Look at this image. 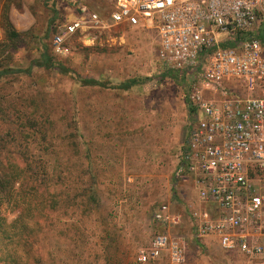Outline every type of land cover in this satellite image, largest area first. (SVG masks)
<instances>
[{"label":"rangeland","instance_id":"rangeland-1","mask_svg":"<svg viewBox=\"0 0 264 264\" xmlns=\"http://www.w3.org/2000/svg\"><path fill=\"white\" fill-rule=\"evenodd\" d=\"M80 4L102 16L109 9L104 0H0V20L9 5L15 27L32 29L29 41L4 50L9 65L28 66L47 43L57 62L70 69L62 74L57 68H35L30 76L1 79L0 136L7 132L19 139L24 132L27 142L11 149L27 147L35 158L45 156L53 181L59 183L55 190L65 196L73 186L82 192L91 173L97 190L93 209L79 195L78 205L69 208L63 202L60 211L49 214V229L39 250L45 260L32 261L141 264L140 251L157 233L169 232L184 236L190 264H249L242 254L225 252L210 237L201 242L192 237L191 206L199 205V196L192 177L179 170L194 117L189 101L197 80L194 74L173 72L161 62L160 36L150 22L78 34L67 40L70 52H56L52 24L65 22ZM3 39L0 27V42ZM88 78L106 86L80 81ZM134 78L138 83L130 89L117 88ZM234 85L233 94H246ZM73 135L78 151L70 145ZM164 204L182 216L180 226L156 218ZM148 264L169 262L163 256Z\"/></svg>","mask_w":264,"mask_h":264},{"label":"built area","instance_id":"built-area-1","mask_svg":"<svg viewBox=\"0 0 264 264\" xmlns=\"http://www.w3.org/2000/svg\"><path fill=\"white\" fill-rule=\"evenodd\" d=\"M104 2L106 15L80 4L65 22H56L55 51L66 54L68 39L102 28L150 22L157 29L161 62L197 79L189 93L194 117L179 170L192 177L199 196V205L191 206L192 237L200 242L210 237L225 252L264 264V42L259 37L264 0ZM233 84L246 94H233ZM156 218L173 227L183 222L166 204ZM163 256L169 264H190L184 236L157 233L138 261L148 264Z\"/></svg>","mask_w":264,"mask_h":264},{"label":"trees","instance_id":"trees-1","mask_svg":"<svg viewBox=\"0 0 264 264\" xmlns=\"http://www.w3.org/2000/svg\"><path fill=\"white\" fill-rule=\"evenodd\" d=\"M55 23L52 24L51 33ZM0 27L4 31V39L0 42V48H3L0 52V80L16 74L30 76L35 68H57L62 74L69 73L68 67L57 62L47 43H42L39 57L33 59L28 66L9 65V55H3L4 50L18 49L21 44L29 41L32 29L19 31L15 27L10 17L9 5L1 12ZM259 37L264 42V32ZM80 81L85 85L106 86V83L96 78ZM137 83L135 78L127 79L118 84L117 88L128 90ZM22 133L19 139L8 136L7 132L0 136V264H36L32 260H45L44 254L39 250L49 229V214L60 211L63 202L69 208L70 205H78L79 195L84 197L82 202L88 209H93L98 202L94 173L90 174L89 184L82 192L76 186L71 187L72 193H67L66 196L63 191L55 190L59 183L53 181L45 156L35 158L27 147L17 151L11 149L27 142L28 136ZM75 136H69L70 145L78 151ZM12 213H17L14 219L9 218Z\"/></svg>","mask_w":264,"mask_h":264},{"label":"crops","instance_id":"crops-1","mask_svg":"<svg viewBox=\"0 0 264 264\" xmlns=\"http://www.w3.org/2000/svg\"><path fill=\"white\" fill-rule=\"evenodd\" d=\"M219 245V244H218ZM189 259H191V258H189Z\"/></svg>","mask_w":264,"mask_h":264}]
</instances>
